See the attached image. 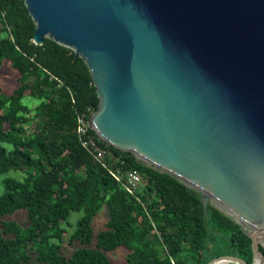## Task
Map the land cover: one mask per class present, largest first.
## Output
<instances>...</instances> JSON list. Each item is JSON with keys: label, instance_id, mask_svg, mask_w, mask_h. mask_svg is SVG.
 <instances>
[{"label": "water", "instance_id": "95a60500", "mask_svg": "<svg viewBox=\"0 0 264 264\" xmlns=\"http://www.w3.org/2000/svg\"><path fill=\"white\" fill-rule=\"evenodd\" d=\"M23 1L34 44L85 62L94 132L215 202L264 264V0Z\"/></svg>", "mask_w": 264, "mask_h": 264}, {"label": "trees", "instance_id": "16d2710c", "mask_svg": "<svg viewBox=\"0 0 264 264\" xmlns=\"http://www.w3.org/2000/svg\"><path fill=\"white\" fill-rule=\"evenodd\" d=\"M34 31L23 0H0V71L8 61L17 82L0 93V174L24 173L3 181L0 217L27 214L24 225L0 222V264H29L32 255L49 264H112L105 252L120 247L127 264H208L224 255L253 264L250 238L215 206L204 212L199 192L103 143L122 157L121 168L139 172L138 201L95 162L76 132L77 115L99 106L90 72L71 49L49 39L34 44ZM26 96L38 105L24 104ZM102 206L108 219L95 237L91 224ZM72 213L81 216L69 243L79 247L67 257L61 241Z\"/></svg>", "mask_w": 264, "mask_h": 264}, {"label": "rangeland", "instance_id": "374dc122", "mask_svg": "<svg viewBox=\"0 0 264 264\" xmlns=\"http://www.w3.org/2000/svg\"><path fill=\"white\" fill-rule=\"evenodd\" d=\"M16 86H17L16 75L10 69L9 62L5 61L0 71V93L10 94ZM23 103L33 108L38 105L39 100L31 96H26L23 100ZM25 127H26L27 132H32L34 129V123L31 122L29 125H26ZM23 177H24V173L22 171H10L7 174H0V195L5 193V186L3 184V181L6 178H15V179L21 180ZM210 204L216 207L215 202L211 201ZM80 216H81V213H72L68 220V223L64 224L63 226L64 231L62 233L61 253L67 257L71 255L74 249L79 247L77 244H70L69 239L73 231V225ZM107 219L108 217H107L106 207L102 206L100 210L98 211L97 215L94 217L92 224H91V228H92V231L95 237L102 230L105 229V224L107 222ZM2 221H5V222L15 221L17 223L24 225L27 223L26 211L20 210L13 214L0 217V222ZM54 241L58 243L57 240H54ZM260 243L264 247V242H260ZM89 246H94V242L93 244ZM126 253L127 252L125 248L123 247H120L116 249L115 251L105 252V254L110 259L112 264H127L126 258H125ZM29 264H49V263L40 262L32 255L29 260Z\"/></svg>", "mask_w": 264, "mask_h": 264}, {"label": "built area", "instance_id": "2783aa9c", "mask_svg": "<svg viewBox=\"0 0 264 264\" xmlns=\"http://www.w3.org/2000/svg\"><path fill=\"white\" fill-rule=\"evenodd\" d=\"M94 110L91 107L77 115L76 132L81 138V145L94 158L95 162L102 166L112 176L119 185L137 200V191L140 188L141 176L135 168H121L125 162L122 157L113 155L107 144L92 129L91 116ZM103 143H106L104 145ZM139 201V200H138Z\"/></svg>", "mask_w": 264, "mask_h": 264}]
</instances>
